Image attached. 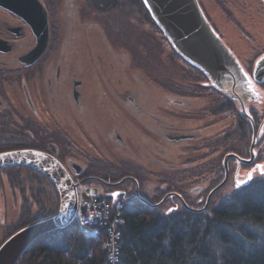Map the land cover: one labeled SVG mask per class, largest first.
Segmentation results:
<instances>
[{"label":"rangeland","instance_id":"obj_1","mask_svg":"<svg viewBox=\"0 0 264 264\" xmlns=\"http://www.w3.org/2000/svg\"><path fill=\"white\" fill-rule=\"evenodd\" d=\"M196 1L198 4L200 3V9L209 25L212 28L214 27L213 30L215 29L214 31L220 40L234 51V55L238 57L241 63L246 62L244 64H249L251 62L252 73L256 61L264 55L263 0ZM71 4L73 5V9L77 11L80 8L82 9L83 6L81 0L71 1ZM144 9L146 10L145 7ZM83 16L84 13L81 12V23L87 19ZM150 20L146 22L143 12L137 9L136 19L130 23L126 22V27L123 25L119 26V23L113 29L111 25L103 24L100 26H89L88 28H85V24L74 27H70L72 25L62 27L61 35L64 37L61 43L62 46L55 48L52 41L47 49L48 54H46L45 62H53V68L61 65L62 69L69 72V77L74 73L80 75L81 80L83 78V86L80 88V98L82 99L83 107L77 111L73 110L70 112L69 116L66 117V121L69 124L68 130L78 140L81 138V135H84L85 130L89 139L101 145V152L98 153L100 165H97V168L101 167L99 169L105 170L115 177L124 174L136 175L143 186L142 190L151 197L154 194H158V198H160L165 192L172 190L191 194L192 189L200 187L194 198H203L204 200L201 205L203 206L208 194L223 180V158L231 153L241 159H249V148L253 142L252 130L251 134L246 133V136H243L235 116V113H239L237 104L231 102L233 112L227 111L226 113L217 114L218 94H215V102L209 97L208 93L202 94L200 95V99L184 100L187 103L189 100L193 108L199 110L195 118L201 117L202 120L184 122L187 125L186 129L199 124L201 139L191 143L185 150L178 147L179 149L176 151V148L173 150V153L166 156L167 159L165 158L169 163H175L176 161L185 165V167L173 170L165 165L158 167L155 163L150 164L151 154L154 160L156 158L160 160L161 158L152 150V143L154 145L160 144L164 148L168 146L164 142V139L159 142L155 134H153L154 137L152 138L151 131L149 132L147 129L148 123L144 120L145 118L137 117L136 112L130 106L131 104L126 103L127 99H122V96L128 91H134L142 100L153 101L152 104L159 106L162 110L167 108V111H169L168 115L182 117L185 116L183 114H186L182 111H187L190 107H186V105H174L173 100L185 98H180L178 94L169 91L179 86L188 95L187 88L189 82L187 79L189 77L192 78L191 75L185 73L184 78H187L182 80L183 70L186 65L178 60L176 61L172 56V48L167 43L165 45L163 37L154 27L153 21L151 20V23ZM111 30L115 32L119 31L120 33L113 35L109 32ZM76 32L77 35L75 36ZM70 36H73V38ZM124 36L130 38L136 36L134 43L136 46L134 49L129 47L128 38L126 40ZM28 38V36L25 38V44L23 45L26 51L34 45L33 40L31 42ZM57 51L70 53L71 56L69 58H62L60 54L56 53ZM84 78L87 82L85 86ZM89 84H93L94 87L99 86L101 94L99 95L98 92H95L94 87H90ZM162 84H166L169 91L167 90L166 92L161 89ZM88 86L90 90L86 98L87 108H84V88L88 89ZM27 87L30 93H35V85L32 83V80ZM43 89L44 92L47 90L45 86H43ZM137 89H147L148 94L146 95L147 92L143 94L142 91L138 93ZM259 90L261 99L248 105H253L251 108L256 109L263 120L264 89L260 88ZM98 98L99 107L96 103ZM140 103L142 107L146 106L144 102ZM255 128L258 129L257 124H255ZM115 130L120 131V141L116 140L113 135ZM261 134L264 135V129ZM79 141L80 143H84V139ZM263 145L264 143L262 146L255 147V154L262 149ZM229 150L232 151L229 152ZM6 151L10 150L2 152ZM74 152L80 154L74 155V158L79 159L84 164V155L77 149H74ZM262 158H264V155ZM232 161V167L236 166V160L232 158ZM229 162L227 165L228 171ZM259 162L255 165L257 168L251 175L252 180L264 176V159ZM77 163L81 164L79 161ZM8 169H13L12 172L15 174L12 178L15 180L19 177L26 180H37L40 196L38 197L36 207L40 208V211L43 210V207L49 205V199H53V196H50V194L53 193L56 202L51 207H47L48 212L44 210V215H49L50 211L54 212L52 215L56 213L58 208L57 195L50 181L47 182L46 178H42L43 175L28 167ZM234 169L233 173L230 174L231 177L228 185L224 186L225 183L216 191L218 192L216 195V192L212 195V198L215 195L214 199H216V202L237 191L233 180ZM252 169H242L243 171L240 172L242 179H245L248 172ZM1 178L5 180V177L1 176ZM84 184L89 186L87 181H84ZM95 188L101 193L98 187ZM259 188L260 185H251L240 196L244 198L246 195L255 193ZM76 195H78V192H76ZM0 196H3L2 190L0 191ZM158 198L156 197V199ZM8 212H12L10 206ZM14 217L6 220V223L8 225L15 224L18 220ZM46 218H49V216ZM25 222V217L21 218L17 223V227L23 225ZM1 235L2 233H0V238ZM61 238L62 235L60 234L48 236L42 240V243L57 245L60 243Z\"/></svg>","mask_w":264,"mask_h":264},{"label":"flooded vegetation","instance_id":"obj_2","mask_svg":"<svg viewBox=\"0 0 264 264\" xmlns=\"http://www.w3.org/2000/svg\"><path fill=\"white\" fill-rule=\"evenodd\" d=\"M37 1L46 12L48 45L42 56L30 65H26L23 61L24 56L30 50L26 51L24 49L25 38L28 36V39L31 42L33 40L35 44V38L29 25L19 12L15 14L0 5V152L18 149H37L47 152L62 164L73 182H75L76 177L77 179L87 181L89 186L98 187L103 196L114 198L123 203L125 209L134 210L140 216L149 214L150 216L154 215L156 217L157 215L164 218L174 214L175 216L182 215V211H179L182 207L180 199L174 197L172 194H179L184 202L192 209L198 210L202 208L204 205H201L204 199L194 198L196 197L195 194L200 190V187H196L195 189L197 190L192 189L191 194L172 190L163 192L164 195L160 198H158V194H154L151 197L142 190L143 186L136 175L124 174L115 177L113 174L99 169L101 167L97 168L96 166L100 165L98 153L101 152V145L89 139L85 130L84 135H81V138H79V140L84 139V143H80L77 137L73 136L68 130L69 124L66 121V117L69 116L70 112L73 110L77 111L83 107L82 99L80 98V88L83 86V78L81 80V76L74 73L69 77V72L62 69L61 65L53 68V62H45L46 54H48L47 49L52 41L54 42L55 48L62 46L61 43L64 37L61 35V28L67 25L74 27L85 24V28H88L89 26L93 27L103 24L111 25L113 29L119 23V26L123 25L126 27V22L130 23L136 19L137 9L143 12V17L148 22L150 16L140 0H81L83 6L79 11L73 9L71 1L74 0ZM6 7H12V5L8 6L7 4ZM81 12L84 13L83 17L87 18L82 23ZM107 29L109 30L108 26ZM109 32L113 35L120 33L114 30ZM76 35L77 32L75 33ZM70 37L73 38V36ZM135 37L132 36L130 38L124 36L126 40L128 38V43H130L129 47L133 49L136 46L134 44ZM164 41L166 45L167 42L166 40ZM56 53L60 54L62 58H69L71 56L70 53L61 51H57ZM172 56L176 61L178 60L186 65L183 70L182 80L187 78H184L185 73L192 76V78L189 77L187 79L189 82L187 88L188 95L179 86L169 91L166 84H162L161 89L166 92L168 90L169 92L178 94L180 98H185L173 100L174 105H186V107H190L187 111H182L186 113L183 114L185 116L177 117L168 115L169 111H167V108L162 110L159 106L153 105V101L142 100L134 91H128L122 96V99H127L126 103L131 104L130 106L136 112L137 117L145 118L144 120L148 123L147 129L149 132H152H150L152 138L154 137L153 134H155L159 142L164 139V142L168 146L164 148L160 144L154 145L152 143V150L161 158L160 160L157 158L154 160L151 154L150 164L155 163L158 167L165 165L169 169L176 170L178 168H184L185 165L176 161V164L169 163L166 160V156L173 153V150L176 148V151L180 147L185 150L191 143L201 139V128L199 124L186 129L187 125L184 121L202 120L201 117L195 118L199 110H195L189 100L200 99V95L208 93L209 97L215 102L216 90L206 86L202 82L200 77L201 73L198 70L191 67L174 52ZM50 57L49 59H51ZM244 63L242 64L245 70L251 72V62H247L249 64ZM31 71L33 72L31 73ZM31 80L35 85V93H30L27 87ZM86 84L87 82L84 78V86ZM43 86L47 88L45 92ZM89 86L94 87L93 84H89ZM89 86L88 89L84 88V108H87L86 98L90 90ZM262 88L264 89V87ZM151 89L153 90L152 87ZM146 90L137 89L136 91L138 93L142 91L145 94L147 92ZM62 91L66 92L63 93ZM94 91L98 92L99 95L101 94L99 86L94 87ZM187 99H189L188 103L184 101ZM98 100L99 98L96 100L97 105ZM170 100L172 101V99ZM140 102H144L146 106L142 107ZM149 102L151 103L147 104ZM255 120L254 123L257 124ZM119 132L115 130L113 133L115 139L118 141L121 140ZM74 149L79 150L84 155V164L79 159L74 158V155H80L74 152ZM77 160L81 164H78ZM232 163L233 161L231 159L229 162V177L226 184L229 182L230 174L233 173L234 168V172L236 171V166L232 167ZM254 164L257 165L253 161L251 165L243 166V169L252 168ZM241 170L240 167L238 171L241 172ZM14 174L12 171L0 170V191L2 190L3 194V196H0V233H2L0 243L9 234L14 232V230H18L17 223L21 218L38 219L44 215V210L48 212V206L51 207L56 202L55 195L53 193L50 194V196H53V199L50 198L48 201L49 205L43 207V210L40 211V208L36 207L38 197L40 196V191L37 188V180H26L20 177L15 180L12 178ZM1 176L5 177V180ZM42 178L44 177L42 176ZM47 182L49 181L47 180ZM165 196H167V199L163 204L153 207ZM9 206L12 212H8ZM153 210H156V212H152ZM41 212L43 213L42 215ZM10 217L17 218L18 221L15 224L8 225L6 220L10 219Z\"/></svg>","mask_w":264,"mask_h":264},{"label":"water","instance_id":"obj_3","mask_svg":"<svg viewBox=\"0 0 264 264\" xmlns=\"http://www.w3.org/2000/svg\"><path fill=\"white\" fill-rule=\"evenodd\" d=\"M141 3L175 54L202 73L207 80L206 86L237 104L239 115L250 124L252 130L253 142L249 148V159H241L231 153L223 158V180L208 194L203 208L192 209L180 195L172 194L182 201L186 211L201 213L206 211L212 195L226 183L230 159L237 162L233 177L236 189L252 181L251 175L257 167L254 166L245 179H242L238 170L241 165L252 164L256 155L255 147L263 136L264 119L256 129L249 112L253 105L248 104L261 99L259 89L264 87V55L256 61L251 74L246 71L234 51L220 40L209 25L196 0H141ZM7 4L12 7H6ZM0 5L15 14L19 12L29 25L35 44L23 61L26 65L34 63L48 45V22L44 8L37 0H10L9 3L8 0H0ZM14 167L31 168L50 181L57 195L58 208L51 217L28 224L6 238L0 245V264H16L33 243L68 228L73 224L77 210L76 185L55 157L37 149L0 152V170ZM167 196L153 207L163 204ZM112 201L115 204L114 198Z\"/></svg>","mask_w":264,"mask_h":264},{"label":"trees","instance_id":"obj_4","mask_svg":"<svg viewBox=\"0 0 264 264\" xmlns=\"http://www.w3.org/2000/svg\"><path fill=\"white\" fill-rule=\"evenodd\" d=\"M200 77L203 83L207 82L202 73ZM217 94V114L233 112L231 101L216 91ZM249 112L259 125L262 118L258 111L250 108ZM235 116L243 136L251 134L250 124L239 113ZM263 143L264 135L257 146ZM263 155L264 145L256 153L254 162H261ZM240 167L243 169V165ZM255 184L260 185L255 193L244 198L240 196ZM215 195L207 210L201 213L189 212L181 207L179 211L182 215L163 218L149 214L140 216L134 210L124 208L119 244L121 256L116 264H264V176L253 179L218 202L214 199ZM53 213L50 211L49 215L34 220L25 218L23 225L50 217ZM56 234L62 235L59 244L42 243L46 237ZM94 242L90 236L76 230L75 225H70L33 243L16 264H111L106 261L101 247Z\"/></svg>","mask_w":264,"mask_h":264},{"label":"built area","instance_id":"obj_5","mask_svg":"<svg viewBox=\"0 0 264 264\" xmlns=\"http://www.w3.org/2000/svg\"><path fill=\"white\" fill-rule=\"evenodd\" d=\"M91 190L83 182H78L77 226L95 241L99 240L104 249L110 250L113 255L109 257L108 262L116 264L119 256L115 252L122 239L124 224L123 205H113L111 200L101 197L98 192L92 194Z\"/></svg>","mask_w":264,"mask_h":264},{"label":"bare ground","instance_id":"obj_6","mask_svg":"<svg viewBox=\"0 0 264 264\" xmlns=\"http://www.w3.org/2000/svg\"><path fill=\"white\" fill-rule=\"evenodd\" d=\"M228 180V179H227ZM183 200V199H182ZM184 201V200H183ZM180 203H181V206L183 207V205H182V201L180 200ZM185 203V202H184ZM186 204V203H185ZM187 205V204H186ZM78 227V226H77ZM76 227V228H77ZM122 229H123V227H122ZM80 230V229H79ZM80 233H83L84 234V230H80L79 231ZM91 237V236H90ZM92 238V237H91ZM93 239V238H92ZM94 240V239H93ZM95 241V240H94ZM94 243H96L97 245H99L100 247H101V250L103 251V253H104V256H105V259H106V261L108 262V259H109V257L111 256V255H113V253L110 251V250H108V249H104L102 246H101V244H100V242H99V240H96ZM115 254L117 255V256H121V249H120V247L117 249V251L115 252Z\"/></svg>","mask_w":264,"mask_h":264}]
</instances>
